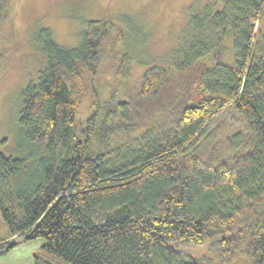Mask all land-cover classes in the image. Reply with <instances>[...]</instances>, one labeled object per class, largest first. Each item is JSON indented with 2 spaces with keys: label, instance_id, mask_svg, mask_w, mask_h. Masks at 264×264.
I'll use <instances>...</instances> for the list:
<instances>
[{
  "label": "trees",
  "instance_id": "obj_1",
  "mask_svg": "<svg viewBox=\"0 0 264 264\" xmlns=\"http://www.w3.org/2000/svg\"><path fill=\"white\" fill-rule=\"evenodd\" d=\"M9 15L0 0V33ZM188 27L128 95L126 56L118 82L102 77L111 28L90 23L71 49L40 31L19 119L31 150L0 153V257L23 237L54 264H264V0L211 1Z\"/></svg>",
  "mask_w": 264,
  "mask_h": 264
},
{
  "label": "rangeland",
  "instance_id": "obj_2",
  "mask_svg": "<svg viewBox=\"0 0 264 264\" xmlns=\"http://www.w3.org/2000/svg\"><path fill=\"white\" fill-rule=\"evenodd\" d=\"M214 0H10V15L0 33V153L24 156L30 152L20 127L23 91L36 81L45 65L39 33L48 29L56 44L71 49L80 45L82 33L90 23L105 25L118 36L116 46L104 41L102 77L116 81L120 57L126 56L127 77L121 87L128 95L139 89L144 73L156 66L169 67L170 56L186 44L192 33L189 21L193 14ZM122 32V36L120 34ZM115 33V34H114ZM238 118L229 111L216 125L221 134L231 129ZM17 246L0 257V264H35V255L50 261L42 250L43 239L16 237ZM173 248L189 256L216 258L211 244L184 243ZM218 262V261H216Z\"/></svg>",
  "mask_w": 264,
  "mask_h": 264
}]
</instances>
